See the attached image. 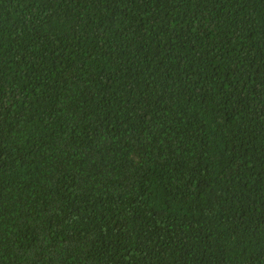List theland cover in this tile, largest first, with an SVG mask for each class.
<instances>
[{
	"label": "trees",
	"instance_id": "16d2710c",
	"mask_svg": "<svg viewBox=\"0 0 264 264\" xmlns=\"http://www.w3.org/2000/svg\"><path fill=\"white\" fill-rule=\"evenodd\" d=\"M0 264H264V0H0Z\"/></svg>",
	"mask_w": 264,
	"mask_h": 264
}]
</instances>
